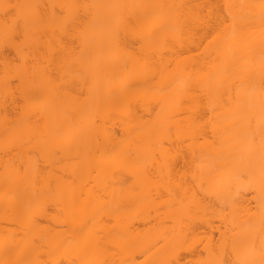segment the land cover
<instances>
[{
    "label": "bare ground",
    "instance_id": "1",
    "mask_svg": "<svg viewBox=\"0 0 264 264\" xmlns=\"http://www.w3.org/2000/svg\"><path fill=\"white\" fill-rule=\"evenodd\" d=\"M0 264H264V0H0Z\"/></svg>",
    "mask_w": 264,
    "mask_h": 264
}]
</instances>
